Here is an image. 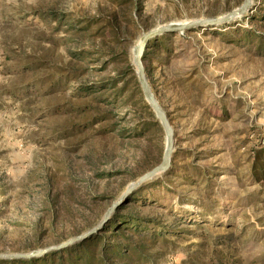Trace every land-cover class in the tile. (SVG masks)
<instances>
[{
    "label": "rangeland",
    "instance_id": "1",
    "mask_svg": "<svg viewBox=\"0 0 264 264\" xmlns=\"http://www.w3.org/2000/svg\"><path fill=\"white\" fill-rule=\"evenodd\" d=\"M240 1L0 0V253L91 229L161 161L133 49ZM246 31L264 41V0L219 27L158 35L143 55L174 143L168 170L128 195L159 225L147 224L155 243L133 238L147 258L129 264H264V179L250 174L264 152V50Z\"/></svg>",
    "mask_w": 264,
    "mask_h": 264
},
{
    "label": "trees",
    "instance_id": "2",
    "mask_svg": "<svg viewBox=\"0 0 264 264\" xmlns=\"http://www.w3.org/2000/svg\"><path fill=\"white\" fill-rule=\"evenodd\" d=\"M242 0L240 1V3ZM239 3V4H240ZM257 12L251 16V18H258ZM233 33V32H232ZM226 33V34H232ZM248 34V32L246 31ZM250 33V32H249ZM177 33L173 34L176 35ZM245 35L247 39L251 42H256L255 44H249L256 48L257 52H262L264 50V41L260 37H255V41L251 39V34ZM170 34H163L158 38L163 43L168 41ZM229 39V38H228ZM151 39L144 51V59L146 58L148 51L147 49L152 47ZM231 41H235L232 39ZM131 71L134 69L130 67ZM149 109V113L153 118H155V124H159L153 111L150 109L148 104H146ZM264 159V152L256 151L254 154V159L251 164V176L257 180L264 179V164L261 162ZM262 166V167H261ZM158 183L157 185H159ZM142 187L138 190H141ZM140 191H136V193ZM117 209L113 214L111 219L102 228V234L105 232L109 236L102 234H97L92 236L90 239H86L80 243H76L61 251L51 252L43 257H36L30 259H10V260H0V264H129L132 260L134 261H145L147 258L143 251L142 243H135L133 241L134 237H139L142 241L147 243H155L157 241V235L155 231L148 230V225L151 224L154 228L159 226L154 223V219H148L135 213L132 207H129V203H137V200L132 196ZM156 203L155 201H153ZM142 205V204H141ZM144 205V203H143ZM129 209L128 211H121ZM125 232H129L125 235ZM149 239V240H148ZM164 240V239H163ZM132 256V257H131Z\"/></svg>",
    "mask_w": 264,
    "mask_h": 264
},
{
    "label": "water",
    "instance_id": "3",
    "mask_svg": "<svg viewBox=\"0 0 264 264\" xmlns=\"http://www.w3.org/2000/svg\"><path fill=\"white\" fill-rule=\"evenodd\" d=\"M252 5H253V0H242V2L237 7L231 9L230 11H228L227 13L221 16L197 19L186 23L165 24L158 26L155 29H151L142 35L140 42L133 49V66L135 68L137 80L141 87L143 97L146 103L148 104V106L153 111L155 117L157 118L158 122L160 123L165 133L166 142H165V148L162 154L161 161L155 167H153L152 169L144 173L142 176H140L137 180L130 183L124 189L122 194L118 197L117 201L114 202L111 208H109L105 212L104 216L97 223V225H95L91 229L77 236L71 237L61 244L46 247L44 249H38L30 253H0V260L30 259V258L42 257L50 252L62 250L71 245L80 243L88 239L90 236L94 235L104 227V225L110 220L111 215L114 212L115 208L120 204L124 203L127 200L128 195L130 193H132L134 190H136L145 182L151 180L157 175L162 174L168 170L172 158L174 134L166 114L164 113L163 109L160 107L158 101L153 95L152 90L146 79V72L143 65V55L148 42L151 39L155 38L156 36L162 34L183 33L185 31H189L194 28L219 27L223 24L234 22L236 19L246 16L250 12Z\"/></svg>",
    "mask_w": 264,
    "mask_h": 264
}]
</instances>
